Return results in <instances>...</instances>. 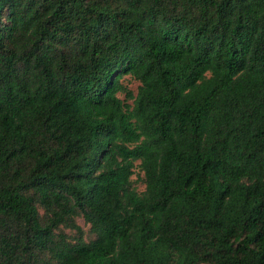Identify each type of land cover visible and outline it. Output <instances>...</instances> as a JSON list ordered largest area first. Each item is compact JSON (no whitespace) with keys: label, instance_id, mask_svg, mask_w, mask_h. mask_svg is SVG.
<instances>
[{"label":"trees","instance_id":"trees-1","mask_svg":"<svg viewBox=\"0 0 264 264\" xmlns=\"http://www.w3.org/2000/svg\"><path fill=\"white\" fill-rule=\"evenodd\" d=\"M0 264H264V0H0Z\"/></svg>","mask_w":264,"mask_h":264},{"label":"rangeland","instance_id":"rangeland-1","mask_svg":"<svg viewBox=\"0 0 264 264\" xmlns=\"http://www.w3.org/2000/svg\"><path fill=\"white\" fill-rule=\"evenodd\" d=\"M123 87L126 89V91H130L133 94H136L138 82L133 80L129 76H124L120 80ZM119 97L123 100L124 94H120ZM144 176L143 173L140 171L138 166L136 165L134 176L131 178V187L135 189L136 192L141 193L144 191L145 184H144ZM40 214L42 215L43 212L40 210ZM74 225L75 227L79 228L82 232V237L86 242L92 241L94 239V235L90 232V226L85 222L83 219V216L78 213L77 215H74L70 218V220L67 221L66 225H61L56 230V233H62L66 235L70 241L74 240L78 234L76 229L72 227Z\"/></svg>","mask_w":264,"mask_h":264}]
</instances>
